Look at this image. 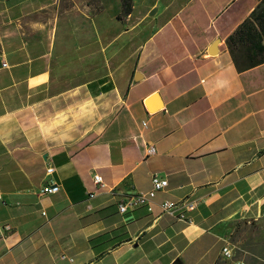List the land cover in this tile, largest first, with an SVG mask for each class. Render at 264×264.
Masks as SVG:
<instances>
[{"label": "crops", "instance_id": "obj_1", "mask_svg": "<svg viewBox=\"0 0 264 264\" xmlns=\"http://www.w3.org/2000/svg\"><path fill=\"white\" fill-rule=\"evenodd\" d=\"M257 3L0 0V264H258L232 236L264 235V64L225 45ZM152 174L189 221L118 212Z\"/></svg>", "mask_w": 264, "mask_h": 264}, {"label": "built area", "instance_id": "obj_2", "mask_svg": "<svg viewBox=\"0 0 264 264\" xmlns=\"http://www.w3.org/2000/svg\"><path fill=\"white\" fill-rule=\"evenodd\" d=\"M145 126V123H143ZM155 152V149L153 147H148L146 150V153L148 156L153 155ZM54 172V168L49 165L46 168V174L51 175ZM93 184L103 189L106 187V185L103 182V179L100 175L94 174L92 177ZM151 188L145 192H138L134 195L128 196V197H122L118 204L117 209L120 214H124L130 210H133L134 208L143 207L146 209L147 212L152 213L155 208H158L160 211V214H167L172 215L176 219L189 221L187 218V213L194 210L200 203L199 200L193 199H183L179 201H171V200H162L161 202H156L155 198L156 195L159 192L164 191L168 187V180L159 174H152L150 178ZM59 191V187L52 181L48 180L46 185L41 189L40 194L42 196L44 195H50L55 194ZM89 198H93L94 194L90 193L88 194ZM0 200H1V194H0ZM9 229L7 225L2 226L0 224V236L2 234L3 230ZM222 253L225 257H230L231 252L227 248L222 249Z\"/></svg>", "mask_w": 264, "mask_h": 264}, {"label": "trees", "instance_id": "obj_3", "mask_svg": "<svg viewBox=\"0 0 264 264\" xmlns=\"http://www.w3.org/2000/svg\"><path fill=\"white\" fill-rule=\"evenodd\" d=\"M121 1V15L132 12V0ZM225 45L237 72L264 64V0L226 38Z\"/></svg>", "mask_w": 264, "mask_h": 264}, {"label": "rangeland", "instance_id": "obj_4", "mask_svg": "<svg viewBox=\"0 0 264 264\" xmlns=\"http://www.w3.org/2000/svg\"><path fill=\"white\" fill-rule=\"evenodd\" d=\"M261 233L257 225L245 224L238 226L236 233L232 236V241L239 246V254L243 255L246 252L249 255L248 262H252L254 257L251 255H253L261 259L255 262L264 264V235Z\"/></svg>", "mask_w": 264, "mask_h": 264}, {"label": "water", "instance_id": "obj_5", "mask_svg": "<svg viewBox=\"0 0 264 264\" xmlns=\"http://www.w3.org/2000/svg\"><path fill=\"white\" fill-rule=\"evenodd\" d=\"M153 12H151V14H153ZM157 98L156 97H151L146 101V107L149 111H154L157 108Z\"/></svg>", "mask_w": 264, "mask_h": 264}]
</instances>
